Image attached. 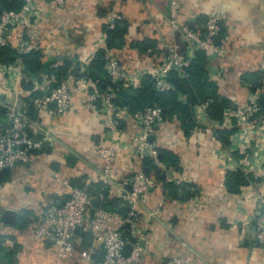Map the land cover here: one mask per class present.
<instances>
[{
	"label": "crops",
	"instance_id": "crops-1",
	"mask_svg": "<svg viewBox=\"0 0 264 264\" xmlns=\"http://www.w3.org/2000/svg\"><path fill=\"white\" fill-rule=\"evenodd\" d=\"M67 1L63 15L55 12L51 18L38 20L23 35L24 38L34 37L39 45L51 51L52 55L45 57L44 63L49 61L47 58H53L51 62L57 61L58 67L63 66L66 59L75 63L78 53L88 57L95 55L100 49L101 37H106L104 25L112 29L117 23L125 30L121 38H116L119 39L118 47H112L119 61L125 64H136L147 58L148 51H160L162 40L168 37L166 15L170 0ZM179 2L181 15L193 24L205 19L208 6L215 5L223 10L220 35L226 52L223 57L213 59L210 66L212 80H209L215 84L216 91L232 99L235 107L246 102L252 92L263 96L264 83L259 85L258 81L259 75L264 74L260 70L264 57V0ZM72 20L78 24L72 26ZM147 39L155 45L145 52L135 47L136 43ZM35 82L38 84L31 81L34 87L37 86ZM4 83L0 78V106L5 109L9 105L27 107L23 96L3 93ZM35 113L37 118V108ZM46 114H42L39 128L53 126L50 135H44L35 127L32 132L41 140V150L29 164L16 165L10 170V176L2 181L0 218L4 233L0 236V249L5 253L14 250L12 264H82L74 257L57 256L51 242L32 238L29 225L43 218L50 206H59L66 196L67 189L58 193L62 182L57 181L55 175L73 187H85L98 202L114 197L115 187L105 185L100 179L101 159L96 152L97 147L106 143V129L101 115L84 109L78 101L61 117ZM32 118L31 121L36 120ZM122 125L123 122L119 127H128ZM170 126L167 125L169 129ZM180 130L183 132L181 127ZM165 133L164 128L156 132L160 137H165ZM183 138L186 142L182 147L176 145L166 149L177 156L180 171L186 174V181L182 182L186 192L192 189L191 184L197 192L193 197H185V190L179 188V198H171L161 207V192H150L147 204L138 207L142 213L138 225L144 229L145 246V254L138 264H169L171 257L177 254H181L183 264H264V251L256 246L253 238L252 212L256 203L249 194L253 192L264 199V171L260 173L262 177L253 171L255 167L264 166V132L254 131L241 146L231 141L224 145L212 130L201 127L194 128ZM43 141H47L44 146ZM143 163L136 157H116L114 173L127 177ZM237 169L251 172L253 179L234 197L226 196L224 174ZM160 177L158 180L162 181ZM189 200L194 201L196 207L191 208ZM188 208L192 214L186 212ZM148 212L156 213L146 218L144 213ZM92 245L97 257L101 258L100 247L88 232L78 231L73 239L77 250Z\"/></svg>",
	"mask_w": 264,
	"mask_h": 264
},
{
	"label": "built area",
	"instance_id": "built-area-1",
	"mask_svg": "<svg viewBox=\"0 0 264 264\" xmlns=\"http://www.w3.org/2000/svg\"><path fill=\"white\" fill-rule=\"evenodd\" d=\"M67 3V0H23L19 9H5L0 13V47L10 45L16 53L13 61H0V78L5 82L2 87L3 93L13 97H22L31 93L22 87V79L37 81L38 84L35 82L37 86L34 89L42 92V96L34 100L38 109V117L34 121L30 120L20 106L6 107V121L3 123L0 120V171L12 170L18 164H29L33 156L41 150V140L32 135L34 127L46 136L53 131V126L44 130L39 128L42 125V114L47 113L54 118L61 117L71 109L75 101L81 103L84 109L99 113L102 125L106 129V143L96 149L101 159L100 179L105 185L115 187L113 196L119 199L120 207L125 210H109L94 205L93 197L85 187H73L67 180H61L55 175L56 180L62 182L58 193L66 189L68 192L59 206H50L43 218L29 225V233L34 239L47 240L54 244L56 255L59 257H74L82 264H95L94 256L97 251L95 246L82 250H77L73 246V239L78 231L88 232L98 243L102 253L97 264H138L145 254L144 229L138 225L142 213L139 212L138 207L147 204L152 190L161 192L162 203L159 205L161 207L171 199L164 184H179L187 178L186 174L161 159L160 148L176 145L182 147L186 139L183 138L184 134L180 130L179 120L169 119L158 103L131 112L127 107H120L115 102V93L111 87L99 92L94 81L86 73L87 65L94 55L88 57L78 53L75 63L59 78L48 73L49 69L57 68L58 63L55 60L48 61V68H43L34 76L28 75L23 70L21 55L33 49H41L45 57L52 55L51 51L39 45L34 37L27 35L24 38L23 35L38 20L51 18L55 12L63 15L67 10ZM223 14L221 8L215 5L208 6L205 9L204 21L189 26L188 20L181 15L179 0H170L166 15L167 39L162 40L160 51L154 53L148 51L147 58L136 64L121 63L112 47L107 46L106 37H101L99 48L105 50V67L110 80L121 81L125 87L138 88L144 77L149 76L157 92L172 90L174 85L170 77L174 74L179 79L186 78L187 69L195 58L196 51L205 53L208 78L212 80L211 62L213 59L223 57L226 52L222 38L218 44L214 42L215 36L220 34L219 23L223 19ZM76 20H72V26L78 24ZM13 30V34H10ZM260 70L264 73V57ZM53 82L55 84H52ZM177 100L186 103V93L179 91ZM261 102L262 95L259 92L250 93L246 102L238 105L234 110L224 111L222 122H212L208 119V101L196 102L192 106V111L196 122L204 129L229 127L234 121L238 128L231 135L230 141L234 145L241 146V143L248 139L247 136L250 137L254 131L264 132V118L258 121L252 120L253 116L261 111ZM121 122H123L122 126L128 125V127L120 128ZM129 125L133 126L129 127ZM167 125H172L174 129L172 126L169 129ZM163 128L166 130L165 137H160L156 132ZM119 156L129 159L136 157L141 162L148 160L161 174L162 181L148 174L143 166L132 171L127 177L117 175L114 173L113 162ZM255 169L253 171L257 175L264 171V166ZM2 188L3 184L0 181V208L3 202ZM224 193L230 197L236 194L227 190ZM249 194L254 197L253 202L256 203L252 212L255 230L253 238L256 246L264 251V199L253 192ZM195 204L192 201L189 206L196 207ZM186 212L192 214L190 208ZM153 213L156 212L144 214L147 215L146 218H152ZM3 233L4 225L0 218V236ZM128 244L131 245V249L128 255H124L123 250ZM169 264H183L181 254L172 256Z\"/></svg>",
	"mask_w": 264,
	"mask_h": 264
},
{
	"label": "trees",
	"instance_id": "trees-1",
	"mask_svg": "<svg viewBox=\"0 0 264 264\" xmlns=\"http://www.w3.org/2000/svg\"><path fill=\"white\" fill-rule=\"evenodd\" d=\"M23 0H0V13L5 9H19L22 5ZM204 21V20H203ZM203 21H197L202 23ZM103 31L106 35V44L109 47H118L116 45V38H121L124 29L120 27L119 24H115L112 29L107 26H103ZM154 41H149L148 39L142 43H136L135 47L140 51H146L150 47H153L155 44ZM16 58L15 49L13 47L5 46L0 47V61L1 62H10ZM22 64L24 71L30 75L34 76L38 74L44 66H47V63L53 61V58H49V62L44 63L45 55L41 49H33L29 53L21 55ZM73 64L69 59L64 61L63 66H58L57 68L49 69V74L56 75V78H59L61 75H65ZM106 55L104 49H98L87 65V74L95 82V87L99 92H103L107 87H111L115 93V102L120 107H127L131 112H136L142 109L146 105H151L153 103H158L162 109L163 113L171 119L176 117L180 122V127L183 130L185 137L194 128H200L199 124L196 122L192 106L198 101H208L207 107V116L210 121L222 122L224 111L226 109L234 110L235 106L232 99L228 98L226 95H221L216 91L215 84L209 80L208 72L206 69V55L202 51H196L195 58L191 61L190 66L187 69V77L183 79L177 78L174 74L170 77V81L174 85V89L157 92L154 87L153 80L146 76L144 77L142 84L138 88H129L125 87L122 82H113L110 80L108 72L106 70ZM259 85L264 83V74L259 75ZM52 84H55L54 82ZM21 85L23 88L29 90L31 93L23 96L24 101L26 102L24 109L26 110V115L32 119L36 118L35 113V99L42 96V92L35 90L33 84L30 80L22 79ZM264 85V84H263ZM213 88L214 92L211 97L207 96V90ZM181 91L186 93L187 102L181 103L177 100V93ZM264 93V86H263ZM262 109L256 115L253 116V121H258V119L264 118V94L262 96ZM6 109L0 106V120L6 121L5 118ZM202 128V127H201ZM237 125L233 121V125L229 127H208V129L214 132L217 140L226 145L230 144L231 135L237 130ZM163 148V149H162ZM165 147L160 148V157L161 159L169 165L175 166L179 171L181 170L178 166V158L176 155L171 153ZM236 154V153H235ZM143 168L148 174L153 175L157 180L161 178L160 173L156 171L148 160L143 161ZM182 171V170H181ZM180 171V172H181ZM10 169H5L0 171V181L6 180L10 176ZM183 173V172H181ZM253 179V174L251 172H245L242 169L237 170H228L224 174L223 185L227 191L238 193L241 191L242 187L247 185ZM183 182V181H182ZM180 182L179 184L168 183L164 184L169 196L173 199H178L177 190L182 188L185 190V197H193L197 192L194 189V185L191 184L190 189L186 192L184 184ZM99 192L103 193V189L98 187ZM90 193V191L87 189ZM91 194V193H90ZM92 195V194H91ZM187 195V196H186ZM115 197L107 198L98 202L97 206H101L109 210H118L124 211L125 208L120 207V202ZM14 250L4 252L0 249V264H12L13 263ZM95 264L100 261V257H97V253L94 256Z\"/></svg>",
	"mask_w": 264,
	"mask_h": 264
},
{
	"label": "water",
	"instance_id": "water-1",
	"mask_svg": "<svg viewBox=\"0 0 264 264\" xmlns=\"http://www.w3.org/2000/svg\"><path fill=\"white\" fill-rule=\"evenodd\" d=\"M220 24H221V22L219 23V25H220ZM192 25H193V22L191 21V22L189 23V26H192ZM220 40H221V35H220V34H217V35L215 36V38H214V42H215L216 44H218V43L220 42ZM118 42H119V39H116V43H118ZM212 94H213V89L209 88V89L207 90V96H208V97H211ZM119 126H120V124H119ZM149 140H151V137H149ZM45 144H47V141H43L42 146H44ZM178 194L180 195L181 192H179ZM97 203H98V200H97V199H94V200H93V204H94V205H97ZM253 230H254V226H253ZM254 231H255V230H254ZM130 249H131V245H130V244L126 245L125 248H124V250H123V254H124V255H128Z\"/></svg>",
	"mask_w": 264,
	"mask_h": 264
}]
</instances>
